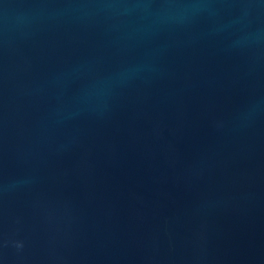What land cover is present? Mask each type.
<instances>
[{
	"label": "water",
	"instance_id": "95a60500",
	"mask_svg": "<svg viewBox=\"0 0 264 264\" xmlns=\"http://www.w3.org/2000/svg\"><path fill=\"white\" fill-rule=\"evenodd\" d=\"M0 264H264V0H0Z\"/></svg>",
	"mask_w": 264,
	"mask_h": 264
},
{
	"label": "clouds",
	"instance_id": "9594fccd",
	"mask_svg": "<svg viewBox=\"0 0 264 264\" xmlns=\"http://www.w3.org/2000/svg\"><path fill=\"white\" fill-rule=\"evenodd\" d=\"M19 246V245H18Z\"/></svg>",
	"mask_w": 264,
	"mask_h": 264
}]
</instances>
